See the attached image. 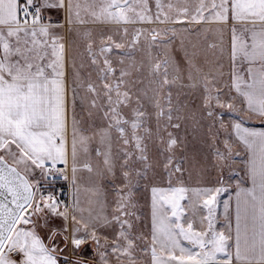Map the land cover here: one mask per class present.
<instances>
[{
  "label": "snow or ice",
  "instance_id": "1",
  "mask_svg": "<svg viewBox=\"0 0 264 264\" xmlns=\"http://www.w3.org/2000/svg\"><path fill=\"white\" fill-rule=\"evenodd\" d=\"M0 264H264V0H0Z\"/></svg>",
  "mask_w": 264,
  "mask_h": 264
}]
</instances>
